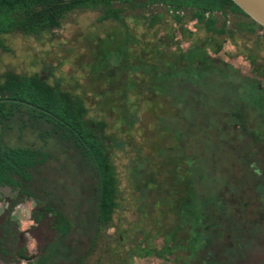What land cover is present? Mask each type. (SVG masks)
<instances>
[{
  "label": "rangeland",
  "instance_id": "1",
  "mask_svg": "<svg viewBox=\"0 0 264 264\" xmlns=\"http://www.w3.org/2000/svg\"><path fill=\"white\" fill-rule=\"evenodd\" d=\"M115 5L120 4L115 3ZM123 8V18L132 34L143 39L144 45L140 44L139 48L136 45L133 46L136 51H140V48L145 49L146 41L156 43L155 41L160 39V47H164L162 48L164 55L159 57L158 61H164L165 52L177 53V46L186 49L192 38H199L210 56L221 58L232 64L241 74L264 83V31L262 29H258L250 36L236 32L232 36L215 35L211 39H206L207 34L195 20L184 16L181 23H176L165 12L162 5H136L133 8L124 5ZM155 13H163V17L153 27H149V18ZM100 14V10L91 9L71 12L64 17L61 26L54 29L53 34H44L41 38L21 34L2 35V41L7 45L8 50L0 48V73L7 70L21 73L40 71L43 67L40 68L38 65L45 61L44 65L48 66L47 64L54 63L51 59L53 55H59V59L66 58L73 67L72 76L66 82L67 88H69L68 85L82 84L84 86L88 77L87 65L90 62V56L87 59L84 52L90 48L87 49V43L82 42V36L91 30H97L98 35H102L116 29L112 19L98 22L96 19ZM217 15L219 17L217 25H219L223 18L220 13ZM243 20L248 21L249 18L242 14L229 13L227 24L236 30V25ZM183 27L191 33L189 36L187 32H183ZM154 38L155 41H153ZM149 56H153L152 51ZM169 58H171L170 55ZM33 60L35 63L31 65ZM52 71L56 77L60 76L58 69ZM239 79V77L231 78L225 72L222 75L202 76L200 82L204 94L189 93L179 88L173 91V95L182 103L184 99L191 101L186 112L192 118L199 121L207 114L212 115L209 119L212 122L221 112H228L226 117H230L231 112L226 99L244 95L242 86L244 83L241 84ZM245 95L249 97V102L258 100L256 97H250L247 92ZM151 96L154 97L152 105L149 101H143L140 117L142 133L140 134L139 130L140 135L138 134L135 138V141L139 138L142 140L143 147L136 148L137 142L127 140L128 143L120 144L122 150L115 151L117 147L112 148L113 161L119 177L117 198L119 204L111 217L109 226L100 230L90 252L87 248L91 234L87 233L94 226L97 201L95 178L91 169L82 163L81 157L69 143L57 140L55 135L43 138L29 128H26L21 135L17 129L8 130V134L4 137L7 143L38 147L49 152L51 157L35 171L33 194L24 193L19 194L20 196L16 194L13 197L4 188H0V225H8L7 228L10 227L12 232L6 234L4 242L6 246L13 249L24 243L27 254L32 257V260L28 261L17 257L14 260L8 259L0 255V264L32 263L39 258L45 248L54 246L53 241L59 235V230L50 220L51 214H47L43 221H38L37 218L39 209L45 204L58 208L72 225L65 241L59 244L55 256L47 264H70L82 258L85 252L83 260L87 264H172L173 259L176 260L174 264H203L201 250L191 243L193 234L190 231L192 225L189 222L175 232V238L169 242L172 245L171 251L165 247L166 237L162 232L158 233L159 230L161 231V226H165L164 230L173 229L180 220L179 205L186 195L182 185L177 184V176L188 166L182 156H188L190 151L181 150L179 153L172 154L171 149H164L163 154L157 152L160 146L167 148L173 143L171 137L157 133V117H162L159 115H163V111L157 109L160 98ZM96 98L98 99L97 96ZM138 98L133 97L134 100ZM142 98H145V95H142ZM115 100H117L116 97H114ZM184 103L187 105L185 100ZM118 105H116L115 113L119 119ZM254 105L258 106V102ZM241 107L239 113L245 109L244 106ZM103 109L105 111L103 117L112 124L114 115L105 106L101 110ZM156 109L159 115L154 111ZM246 109L249 108L246 106ZM96 112L98 113L96 106L90 105L89 115L94 117ZM251 117L256 126L254 129H260V132L264 133V122L259 121L260 119L254 115ZM114 124L111 127L109 125V130L119 126L118 122ZM122 125L125 126L124 123ZM237 129L235 122L228 127L213 126L208 129L206 120L197 129L196 139L194 138V143L191 145L192 156L195 157L189 184L192 190L188 200L185 198V203L190 204L187 201L197 203L194 208L199 211L203 201L198 202V200L201 194L204 195L203 208L208 215L207 222L209 225L210 223L216 225L213 229L208 228L205 235L212 232L213 239L219 238L214 244L221 245V250L235 242V234L237 239L241 238L240 231L231 235L230 228L237 231L239 226L243 225V228L245 224V227L254 231L256 236L251 237V242L242 249L243 252L240 251L238 254L240 261L237 259L236 264H264V147L260 143L257 146L256 143L246 144L252 136L246 133L244 128L241 130L243 140L225 135ZM206 135L214 137L213 141L216 143L214 148L210 140L205 142ZM147 176L150 179H147ZM224 178L229 185L222 184ZM146 180L148 182L144 183ZM141 185L147 187L149 192L141 196L135 191H129L130 188L135 190ZM233 186L236 187L233 189ZM185 188H187L186 185ZM211 196H214L213 201L209 200ZM217 199L224 201L223 208L216 204ZM141 205L144 206L140 210ZM243 218L246 219L244 222H242ZM6 220H9L11 224H7ZM29 230H33V235L27 233ZM20 231L26 232L25 241L17 237ZM1 232L0 229V235ZM144 232L148 233L152 239L150 242L142 240L139 249L148 245L151 251L158 249L162 252L161 255L146 254L142 250H136L135 243L143 238ZM203 234L201 236H204ZM174 241L175 245H173ZM213 249L214 247L210 246L208 251ZM221 250L214 255L222 258L226 252ZM168 256L170 261L166 262Z\"/></svg>",
  "mask_w": 264,
  "mask_h": 264
},
{
  "label": "trees",
  "instance_id": "2",
  "mask_svg": "<svg viewBox=\"0 0 264 264\" xmlns=\"http://www.w3.org/2000/svg\"><path fill=\"white\" fill-rule=\"evenodd\" d=\"M115 3L120 5L117 6ZM153 4L162 5L165 12L176 23H181L184 16L195 20L207 34L206 39H211L215 35L232 36L236 32L250 36L256 33L258 29L264 31V27L256 24L232 0H0V48L2 50H8L7 45L2 41V35L21 34L41 38L44 34H53L54 29L61 26L64 17L77 10H100L101 14L96 19L98 22L108 19L115 22L116 29L114 31H107L102 35H98L97 30H91L81 38L82 42L87 43V49L90 48V50L84 52L87 59L90 56V62L87 65L88 77L84 86L78 83L79 86L68 85L69 88H67L66 82L72 76L73 67L66 58L59 59V55H53L51 59L54 63L47 64L49 67L44 65L45 61L43 64L38 65L40 68L43 67L40 71L21 73L7 70L0 73V188H4L13 197L16 194L18 196L24 193L33 194L35 171L51 157L49 152L38 147L7 143L4 137L8 134V130L17 129L21 135L26 128H29L33 132L36 131L40 137L55 135L57 140L69 143L76 150L78 156L81 157L82 163L91 169L95 178L97 201L94 226L87 233L91 234V238L88 239L87 250L89 252L92 246L95 245L100 230L109 226L111 217L119 204L117 200L119 196V177L113 161L114 151L112 152V148L117 147L115 151L122 150L120 144H124L127 140L137 142L136 148L143 147L142 140L139 138L135 141V138L138 137L139 130L140 134L142 133L140 117L143 101H149L152 105L154 97L151 95L160 98L157 102V109L163 111V115H159V111L154 110L157 115L162 116L157 117V133L168 138L171 137L173 143L167 148L160 146L157 152L163 154L164 149H171L172 154L179 153L181 150L190 151L188 156H182L187 161L188 166L177 176V184L182 185L186 200H188L192 190L189 184L190 179H192L193 158H195L192 156L191 145L196 139L195 132L204 124L205 120L208 129L213 126L228 127L229 124L235 122L238 129L232 133L227 132L225 135L228 134L230 137L243 140L241 130L244 128L247 131L246 133L252 136V139L248 140L246 144L256 143L257 146L260 143L264 147V133L260 132V129H254L256 126L251 117V115H254L260 119L259 121L264 122L263 82L241 74L232 64L221 58L210 56L199 38H192L186 49L177 46V53L165 52L164 61H158L160 60L159 57L164 55L162 54V48L164 47H160V39L155 41L154 38L153 41L156 43L146 41L145 49L140 48V51L133 49V46L138 47L140 44L144 45V43L141 37L132 34L125 22L122 15L123 6L128 5L133 8L136 5L149 6ZM217 13H220L223 18L219 25H217L219 21ZM229 13L242 14L248 17L249 20L239 22L235 30L227 24ZM162 17L163 13L152 14L148 26L153 27ZM183 30L184 33H188V36L191 34L185 27H183ZM150 51L153 52V56H149ZM169 55L171 58H169ZM34 63L33 60L31 65H34ZM53 69H58L60 76L56 77V74L52 71ZM224 72L231 78L239 77V82L244 83L242 85L244 91L242 97L236 96L226 99L231 112L230 117H226L228 112H221L218 114L217 119L212 122L209 120L212 115L205 114L199 121L192 118L186 112L191 101L184 99L187 102V105H185L184 100L182 103L173 95V91L180 88L189 93L204 94L201 89V77L214 74L222 75ZM233 80L235 81V79ZM139 92H141V95H139ZM246 92L250 97L258 98L256 101L258 106L254 105L256 102H249V97L245 95ZM95 95L98 99H95ZM142 95H145V98H142ZM114 97L117 100L114 101ZM133 97L139 98L134 100ZM117 104L120 108V112H118L119 119L115 113ZM90 105H95L98 110L94 117L89 115ZM103 106L112 112L114 115L113 121L118 122L119 126L117 127L121 129L116 127L109 130V125L111 127L115 124L114 122L110 124L103 117L105 115L104 109L101 110ZM241 106H244L245 109L243 108V112L239 113ZM246 106L249 109H246ZM248 110L249 112H246ZM44 126H48V128L43 129ZM262 136L263 138H261ZM207 140H210L213 144L212 148L216 146L213 141L214 137L206 135L205 142ZM131 175L133 174L131 173ZM147 177V179H150L149 176ZM146 182L148 180L144 183ZM222 182V184L229 185L226 178ZM185 185L187 188H185ZM235 187L233 186V189ZM136 189L131 190L130 188L129 191H135L141 196L149 192V189L143 185ZM213 197L211 196L209 200L213 201ZM185 198L182 199V203L179 205L180 220L174 225L173 229L164 230L165 226H161V231H158L166 237V249L168 248L171 251L172 245L169 242L175 238V232L189 222L192 225L190 231L193 234L191 243L195 248L201 250L205 264H236L237 259L240 261V255L238 254L251 242V237L256 236V233L249 230L247 226L245 227V224L243 228V225L239 226L236 229L237 231L230 228L231 235L240 231L241 238L237 239V234H235V242L221 250V245L214 244L219 238L213 239L212 232L205 235L208 228L213 229L216 225L214 223L209 225L207 222L208 215L203 208L205 204L204 195L201 194L198 200V202L203 201L199 211L194 208L197 203L187 201L190 204H186ZM12 202L15 201L12 200ZM216 204L220 205V208L225 205L221 199H217ZM143 206L141 205L140 210ZM47 214H51V219H49L53 221L54 227L59 230V235L53 241L54 246L45 248L39 258L33 261L34 263L27 262V264L49 263L55 256L59 244L65 241L66 235L69 234L72 228L66 215L50 204L42 205L39 209L38 221H43L44 217L48 216ZM245 220L243 218L242 222ZM6 222L11 224L9 220H6ZM7 227L6 224L0 225L2 230L0 255L13 260L16 257L28 261L32 260V257L27 254L24 243L17 245L15 249L6 246L4 238L6 234L12 233L11 228ZM25 233L20 231L17 233V237L25 241ZM27 233L33 235V230H29ZM202 233H204V236H201ZM148 235V233H145L143 238L135 243L136 250H142L146 254L161 255L162 252L158 249L151 251L148 245L139 249L142 240L151 241L152 237ZM175 244L174 241L173 245ZM210 246L214 249L208 251ZM219 250L226 252L225 255H222V258L214 255ZM85 255L86 252L82 258L70 264H87L83 260Z\"/></svg>",
  "mask_w": 264,
  "mask_h": 264
},
{
  "label": "water",
  "instance_id": "3",
  "mask_svg": "<svg viewBox=\"0 0 264 264\" xmlns=\"http://www.w3.org/2000/svg\"><path fill=\"white\" fill-rule=\"evenodd\" d=\"M256 24L264 27V0H232Z\"/></svg>",
  "mask_w": 264,
  "mask_h": 264
},
{
  "label": "flooded vegetation",
  "instance_id": "4",
  "mask_svg": "<svg viewBox=\"0 0 264 264\" xmlns=\"http://www.w3.org/2000/svg\"><path fill=\"white\" fill-rule=\"evenodd\" d=\"M252 78V77H251ZM166 262H169L170 261V256H168L167 257V259L165 260ZM176 262V260H172V264H174ZM185 262H186V260H185ZM202 262H203V259H202ZM203 264H205L204 262H203Z\"/></svg>",
  "mask_w": 264,
  "mask_h": 264
}]
</instances>
